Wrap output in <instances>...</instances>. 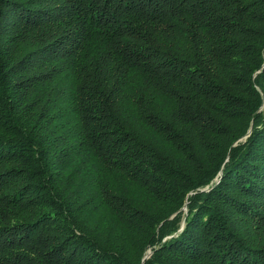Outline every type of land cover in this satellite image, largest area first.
<instances>
[{
	"label": "trees",
	"instance_id": "1",
	"mask_svg": "<svg viewBox=\"0 0 264 264\" xmlns=\"http://www.w3.org/2000/svg\"><path fill=\"white\" fill-rule=\"evenodd\" d=\"M0 264H264V0H0Z\"/></svg>",
	"mask_w": 264,
	"mask_h": 264
},
{
	"label": "rangeland",
	"instance_id": "2",
	"mask_svg": "<svg viewBox=\"0 0 264 264\" xmlns=\"http://www.w3.org/2000/svg\"><path fill=\"white\" fill-rule=\"evenodd\" d=\"M248 133V132H247ZM246 135V134H245ZM244 138V137H243ZM208 188V187H207ZM206 189V188H205ZM189 194V193H188ZM181 210H182V216L183 217H181V219L179 220V222H180V228H179V230H181L182 228H183V225H184V220H185V215H186V209H187V207H186V203L184 202V204L181 206V208H180ZM232 211V210H231ZM172 216V215H171ZM238 217V216H237ZM232 218V217H231ZM239 218V217H238ZM233 219H234V217H233ZM234 224L235 225H240V226H245V222L244 221H242V220H236V222H234ZM240 226H239V228H240ZM244 228V230H245V232H247V228L245 229V227H243ZM241 229V228H240ZM243 230V231H244ZM242 231V230H241ZM171 235H168V236H166L163 240H165L166 238H169ZM151 252H152V249L151 248H148L143 254H142V260H144L145 258H148L149 256H150V254H151Z\"/></svg>",
	"mask_w": 264,
	"mask_h": 264
}]
</instances>
